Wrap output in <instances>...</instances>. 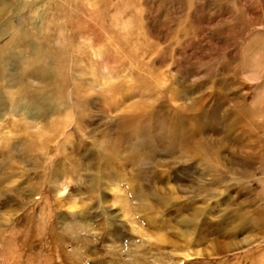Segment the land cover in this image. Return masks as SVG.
<instances>
[{"label": "rangeland", "instance_id": "obj_1", "mask_svg": "<svg viewBox=\"0 0 264 264\" xmlns=\"http://www.w3.org/2000/svg\"><path fill=\"white\" fill-rule=\"evenodd\" d=\"M16 1L0 0L4 35L14 27L0 47L32 19L52 55L38 66L59 81L27 73L35 45L0 64L14 74L0 107V264H264V0H76L105 40L79 53L91 61L76 59L81 35L67 39L79 19L63 31L48 0ZM128 32L137 40L119 49ZM37 86L32 105L15 100ZM168 109L208 160L157 142Z\"/></svg>", "mask_w": 264, "mask_h": 264}, {"label": "bare ground", "instance_id": "obj_2", "mask_svg": "<svg viewBox=\"0 0 264 264\" xmlns=\"http://www.w3.org/2000/svg\"><path fill=\"white\" fill-rule=\"evenodd\" d=\"M16 2H18V0ZM48 3H49L48 6L50 7V12H51V22H53L54 25H57V26L61 27V30L65 31V29L61 26V24H64L65 26H68L67 24H69V26L71 27V26H73L75 24L76 20H78V19H79L78 20L79 21V25L83 24V26L81 28H79L80 33L78 32L77 29H74L73 32L71 33V36H68L67 39H76L77 37H80V35H81L85 45L84 46H79L77 44V42H78L77 40H73V42L69 41L67 43V45L70 47V49L73 50L72 51L73 56L75 54L79 55V57H76V59L78 61L85 60V59L88 60V58L91 61L90 56H86L85 57L83 55H80L79 53L83 52L85 54L88 53V55H89L90 51L93 49V44L95 45L97 43V41H100L101 43H103L105 40L104 39H100L101 36L95 34V32H96L95 30H94L95 32L92 31L94 26L92 27L91 25H89V23L91 21L90 15L87 14V13H82L81 16H79V17L77 16V15H79L80 11L82 12V9H84V7L78 8L79 7L78 5H77V7H73L72 5H73V3H76V0H71V2H68V0H48ZM32 6H30V8H29L31 10V12L29 11L31 13L30 17H32V16L34 17V14H37V12L34 10V7H32ZM67 6H68V9H67ZM26 7H27V5L24 6V8H23L24 11H25ZM79 9H80V11H79ZM6 10L7 9L5 8V4L4 3H0V21L6 15ZM18 11H19V9L18 10L14 9L13 14L18 13ZM66 13H68L67 17H66ZM119 14H121L122 17H120L119 20L117 21V25H119V24L123 25L124 23L128 22L127 19L123 18V15L125 14V11L121 10V12L119 11ZM65 19H67L69 22L67 23L66 21H64ZM29 24H30V29H26V28L24 30H21V28L20 29H15V32H14V34L12 35V37L10 39V42H8V45L4 46L3 48L0 47V64L6 63L5 61H8V60L10 61L8 63H11V59L19 58L20 56L22 57L24 55V49L26 47L24 43H27L28 46H32V47H29L30 49L34 47L33 45H35V47H38L40 49V51L37 50V53H39L38 54L39 56L30 57V60L33 61V65H35V67H37V68L35 69L36 71L27 72V73H30V77H34L35 80H37L38 82H39V80H42L44 82V84H43V88L44 89H52L53 88V84H54L52 82H56V81H59V80L56 77H54L53 81H51V77L53 76V74L50 77H47L45 71L43 69H41V67L38 66V64L40 62L47 61V60L49 61L50 58L52 57L51 54L47 53V51L43 47L44 45L42 46V44L45 43V38L43 37L42 33H40V34L38 33L39 37H37L38 40L36 39L37 43H34L35 38H36L35 37L36 34L33 33V32H35V30H36V32H39V31L41 32V29H43V28H39V27L37 28L35 26V24H34L32 19H31V23H29ZM2 27H3V25L0 26V36L4 35ZM12 30H14V27L12 28ZM12 30L9 29V31L6 33V35ZM44 30H45V28H44ZM78 33H79V36H78ZM105 33H106L105 34L106 38H108V35H110L109 37H110V40H111V43H112V40L114 38V32L111 31V33H109L108 28H105ZM116 33H117V31H115V34ZM6 35H4V36H6ZM125 37H126L125 41L124 40L117 41L116 46L119 49H125L126 47L130 46L134 41H136L137 38H138V36H137V34H135V32H128L125 35ZM39 38H41V40ZM36 44H37V46H36ZM76 44H77V47H76V52L74 54V49L73 48H74V46ZM105 48H106V46L103 48V51H101L99 53L98 59L100 61H102L104 64H107L108 57L105 56L106 55L104 53L105 52ZM64 49H66V45H65ZM60 51L61 52L63 51L62 48H61ZM58 52H56V54H54V55L55 56H61L60 55L61 52H59V53ZM121 53H124V50H120V54ZM21 59L22 60H26L27 58H21ZM93 59H94V56H93ZM11 75H14V74H11V72L7 71L4 68H0V107L4 111L6 110V105L10 104V103H7V101L11 100V86L9 88L6 87L5 84H4V81L8 82V77H10ZM27 76L28 75L23 73V74H20L17 79L18 80L19 79L22 80V79L29 78ZM11 80H15V79L11 78ZM65 88H66V86H65L64 83H59L58 84V91L54 92V93L55 94L56 93L61 94V93L65 92ZM35 89L37 90L36 92L29 91L28 92V97H25L23 99H22V95H23V93H26V92L19 93L16 96L15 100H19L20 102L21 101H27L29 103V105H32L33 102H35V100L38 98V96L40 97V92L42 90V88L40 86H37ZM51 98H52V95H51ZM5 100H6V103L4 102ZM19 104H20L19 102L16 103L17 106L12 107V111H14V112L16 110L18 112L22 111V110L17 109ZM36 106L37 105H35L34 107H36ZM182 108H184V107H182ZM165 109L166 108H163V110H165ZM76 110H77V108H76ZM163 110H161V111H163ZM154 112H156V111H154ZM167 112H168L169 116H168V118H162L164 120L163 121L164 125L161 128H159L158 135H157V142H162V144H165V145L168 144L169 142H171V143H173V145L184 146L185 147L184 148V152L186 153L188 158L191 159L192 161H196L198 164H201L203 161L208 160L206 154H210L211 150L210 151L207 150L205 148L206 146L204 147L203 142L195 140L196 133H194V130L193 129L191 130L186 125L187 124V118H185L182 115L184 112L180 111V109L175 110V111H172L171 109H168ZM22 114L26 118H28L29 117L28 114H31L29 112V108H28V110L24 111ZM185 114H186V112H185ZM11 115H14V114L13 113H11V114L7 113L6 114L7 118L11 117ZM157 117H158V115L156 113H153V117L152 118L157 119ZM225 118L228 119L229 117L225 116ZM9 119H7V120H9ZM158 123H160V122H158ZM166 125H174V127L175 126H178V127H176V129L172 128L173 129L172 130V129H168ZM229 125H231V124H229ZM187 128H188V130H187ZM181 130L184 131V132L186 130V132H187L186 136H183V137L181 136V133H180ZM234 130H232V131H234ZM250 136H251L252 139H258V140L260 139V138H257L256 136H253L252 134ZM262 145L264 146V143H262ZM55 166L57 167V164ZM52 167L53 166H51L50 169H52ZM196 213L199 215V213L197 211H195L194 215ZM195 216H197V215H195Z\"/></svg>", "mask_w": 264, "mask_h": 264}]
</instances>
